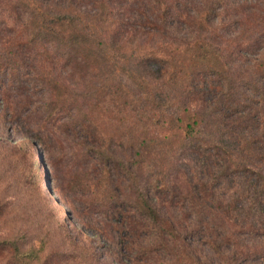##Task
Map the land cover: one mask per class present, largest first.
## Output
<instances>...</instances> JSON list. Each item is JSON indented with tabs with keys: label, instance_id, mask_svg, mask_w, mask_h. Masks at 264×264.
<instances>
[{
	"label": "rangeland",
	"instance_id": "1",
	"mask_svg": "<svg viewBox=\"0 0 264 264\" xmlns=\"http://www.w3.org/2000/svg\"><path fill=\"white\" fill-rule=\"evenodd\" d=\"M33 1L0 0V264H264L222 165L264 147V0H112L76 56Z\"/></svg>",
	"mask_w": 264,
	"mask_h": 264
},
{
	"label": "trees",
	"instance_id": "2",
	"mask_svg": "<svg viewBox=\"0 0 264 264\" xmlns=\"http://www.w3.org/2000/svg\"><path fill=\"white\" fill-rule=\"evenodd\" d=\"M12 1L16 2L17 7H22L25 2V0ZM109 1L112 2V0H34L31 17L32 19L35 18V21L38 20L41 22L42 26L39 25V22L38 26L40 27H37L38 34H46L52 41L51 43H57L65 47L70 45L71 47L67 48L73 52L74 56L81 55L80 46L87 42V39L91 36L86 33L85 30H88L87 28H79L80 23L85 19L91 22L99 21V18L104 16L106 4ZM140 1L142 2L144 0H135L134 4ZM153 1L155 6L165 3L164 0ZM120 2L125 5L127 0H120ZM158 11L160 13L159 9ZM161 17L157 16L155 19L161 20L163 18ZM113 30L115 32L112 35H117L120 26L117 24ZM238 144L240 148L237 147L236 150L223 148V175L229 177L233 173H237L240 174L244 182H249L252 191L255 193L253 200L259 205V212L262 213L264 212V159L258 162L259 164L251 162L257 155L260 159L264 157V147L256 143V141H250L243 136L239 138ZM233 155H237V161H232L231 158H233ZM248 197L249 194L247 195V199ZM225 208L223 212L226 213V217L229 221H233L229 214H234V211L237 213L238 209L234 208L231 210V206H225ZM254 212L256 213L257 210ZM239 220L241 219L237 216L235 224H238ZM247 224L246 220L241 222L242 227H246ZM260 225L262 224L260 223ZM242 233L245 235L244 231ZM171 234L174 235V233ZM248 235L264 238V232H261L257 226L251 227Z\"/></svg>",
	"mask_w": 264,
	"mask_h": 264
}]
</instances>
